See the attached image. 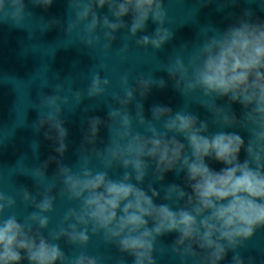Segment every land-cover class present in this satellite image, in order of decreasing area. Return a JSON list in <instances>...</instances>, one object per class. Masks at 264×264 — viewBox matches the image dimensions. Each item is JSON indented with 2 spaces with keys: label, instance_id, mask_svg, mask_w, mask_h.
<instances>
[{
  "label": "clouds",
  "instance_id": "obj_1",
  "mask_svg": "<svg viewBox=\"0 0 264 264\" xmlns=\"http://www.w3.org/2000/svg\"><path fill=\"white\" fill-rule=\"evenodd\" d=\"M29 2L45 10L53 4V0ZM210 2L204 0L206 5ZM68 7L67 38L75 34L76 43L99 49L105 58L120 30L128 33L125 41L136 38L137 48L146 52L162 50L175 36L165 0H68ZM105 8L107 13L101 15L99 10ZM129 16L130 23L125 21ZM29 18L32 13L25 0H0V25L26 29ZM149 21L156 25L153 32L138 36ZM45 23L50 28L63 26L55 19ZM128 52V43L118 49L122 60ZM106 69L100 64L92 71L86 89L66 88L63 81L46 84L52 94L41 93L33 103L38 117L31 128L54 142L56 155L30 168L31 178L41 188L40 199L27 189L19 193L21 202L35 211L21 219L14 211L17 197L0 191V264H102L99 256L83 250L96 235L122 257H131V264H157L158 242L169 234H175L170 247L180 264H221L229 253V264H253L240 250L264 230V20L246 8L223 29L201 26L194 41L183 44L156 69L168 80L151 73L133 79L123 73L122 91L112 94L107 119L87 118L77 163L65 165L68 129L63 112L80 106L85 97H104L111 86L109 77L100 75ZM169 83L187 107L174 110L154 104L147 117L143 101L153 88L164 89ZM192 104L209 117L201 119L189 110ZM233 105L240 106L239 114ZM101 126L108 136L102 149L96 147ZM240 132L247 134V142ZM38 148L34 141L37 159ZM93 156L101 168L92 166ZM209 161L222 167L217 171ZM52 162L57 170L50 179L47 169ZM114 167L122 169L116 179L109 175ZM169 172L183 174L186 187L164 185L161 198L153 184L163 183ZM149 175L152 182L141 187ZM57 180L63 186L61 195L77 204L50 228ZM157 199L163 202L156 203ZM63 237L81 250L67 255L59 244ZM120 264L127 262L121 258Z\"/></svg>",
  "mask_w": 264,
  "mask_h": 264
}]
</instances>
